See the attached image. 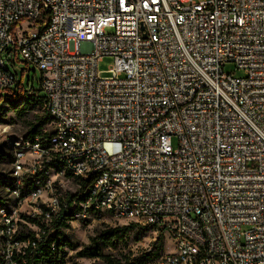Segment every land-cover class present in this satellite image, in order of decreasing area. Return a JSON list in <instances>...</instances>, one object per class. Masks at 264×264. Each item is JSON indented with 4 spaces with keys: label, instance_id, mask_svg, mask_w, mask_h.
<instances>
[{
    "label": "built area",
    "instance_id": "obj_1",
    "mask_svg": "<svg viewBox=\"0 0 264 264\" xmlns=\"http://www.w3.org/2000/svg\"><path fill=\"white\" fill-rule=\"evenodd\" d=\"M4 55L40 71L52 126L11 145L7 264L67 214L162 235L152 264H264V0H0V95Z\"/></svg>",
    "mask_w": 264,
    "mask_h": 264
},
{
    "label": "trees",
    "instance_id": "obj_2",
    "mask_svg": "<svg viewBox=\"0 0 264 264\" xmlns=\"http://www.w3.org/2000/svg\"><path fill=\"white\" fill-rule=\"evenodd\" d=\"M41 82L42 76L37 79L38 86L36 87L35 82L30 79L25 82L23 77L18 76L14 87L0 95V123L7 117L9 110L13 111L18 117H24L34 110H44V115L35 116L34 123L30 124V130L24 136L25 138L40 136L46 139L52 133L43 131L45 126L51 124V119L44 109L45 94ZM7 158L11 163V156L9 155ZM0 160L4 161L5 159L0 157ZM6 179L0 178V183ZM91 184L90 180L81 182L78 194L75 197L73 196L74 198H71L70 202L73 199H83L90 192ZM71 220L70 214L62 215V218L53 221L49 227L42 226L39 238L36 232L24 226L17 237V243L23 246L19 250L15 249L11 264H66V249L71 247L67 235V231L71 227L69 224ZM29 223L36 226L39 224L34 220H29ZM131 225L129 227H108L98 232L91 240L90 246L79 253V257L102 259L105 264L154 263L163 252L164 238L162 235L158 237L156 242L151 244L152 251L150 253L144 251L141 257L136 259L128 258L125 255L117 258L111 253H104V249H108V252L117 249L118 245L127 238L132 228ZM0 264H7L2 256H0Z\"/></svg>",
    "mask_w": 264,
    "mask_h": 264
},
{
    "label": "rangeland",
    "instance_id": "obj_3",
    "mask_svg": "<svg viewBox=\"0 0 264 264\" xmlns=\"http://www.w3.org/2000/svg\"><path fill=\"white\" fill-rule=\"evenodd\" d=\"M4 59L6 60L7 67L12 71H16L18 76L23 77L25 82L30 79L35 82L36 87L38 86L37 79L40 78L41 73L36 70L32 64L27 63L22 57H13L10 62L7 61V55H4ZM112 64L113 60L111 58H105L99 63L98 70L103 77L108 76L106 73ZM225 70L226 72H233L234 67L228 65ZM235 75L241 76L238 72L235 73ZM6 109L8 108L6 107ZM36 115H44V110H34L33 112L26 114L24 117H18L13 111L9 110L7 117L0 123V157L5 159L4 161L0 160V178L6 179L13 172V167L7 158L10 153H12V142L24 137L29 132L30 124L34 123ZM43 131L51 133V124L49 123L45 126ZM171 145L174 149H177L178 140L176 137L171 139ZM128 224L131 223L124 220L118 221L114 217L104 214L90 216L86 221L74 223L67 231L71 247H67L66 249V264H105L102 259L80 258L79 253L90 246L91 240L98 232H101L108 227H129L127 226ZM131 227L127 238L118 245L116 250L108 252V249H104V253H111L117 258H120L121 255H125L128 258L130 257L131 259L141 257L146 247L152 243L154 238L149 231L138 230L133 225H131ZM164 251L172 252L171 240L165 243Z\"/></svg>",
    "mask_w": 264,
    "mask_h": 264
}]
</instances>
